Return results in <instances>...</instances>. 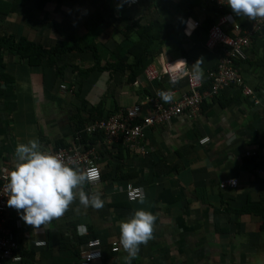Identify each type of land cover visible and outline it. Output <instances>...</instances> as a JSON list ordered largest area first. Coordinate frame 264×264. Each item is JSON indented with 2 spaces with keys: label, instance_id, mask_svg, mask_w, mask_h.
<instances>
[{
  "label": "crops",
  "instance_id": "crops-1",
  "mask_svg": "<svg viewBox=\"0 0 264 264\" xmlns=\"http://www.w3.org/2000/svg\"><path fill=\"white\" fill-rule=\"evenodd\" d=\"M178 1L139 0L126 5V9L141 14L143 23L153 19L170 22L179 17L174 10ZM22 2L10 14L0 13V34L25 35L46 47L57 40L54 23L60 31L80 32L81 22L88 15L89 5L82 0H51L44 8H38L39 0ZM206 14L201 1L193 8L190 19L202 22ZM106 32L102 35L109 38ZM190 33L187 37L191 43L186 49L200 59L196 67L202 73L216 63L217 55L204 44L202 35ZM162 52L157 62L164 61V56L177 58L173 50ZM247 55L236 69L252 87L253 95L244 96L238 88L227 87L215 99L204 100L199 113L180 115L149 128L148 141L142 143L144 151L125 152L121 161L110 159L108 151L100 154L114 140L100 139L93 150L79 145L85 152L98 151L100 171L137 173L133 180L100 179L94 185L85 181L82 190L86 197L98 195L102 207L81 203L79 191L74 189L73 200L63 215L40 229L24 224L17 211L8 207L11 240L19 247L18 252L33 251V258L22 264H80L73 253L84 247L85 236L102 243L104 255L93 264H128L127 252L120 244L119 226L138 209L150 212L156 219L151 238L138 246L130 264H264L260 218L252 213L236 216L230 210L241 208L248 198L259 200L264 196V32L252 39ZM193 63L187 64L191 71ZM69 72L71 68L63 79H54L50 67L31 66L11 53H0V166L4 162L16 163L17 146L31 140L38 141L43 152L55 150L57 143L77 145L73 117L83 100L87 106L99 101L96 88L100 89L98 95L108 93L102 88L109 86V75L101 72L87 84L90 87L74 92L73 85L69 86L73 76ZM100 83L101 87H97ZM134 86L120 82L114 87L113 99L119 106L134 104L144 88H156L144 77ZM113 99L107 98L105 108H110ZM204 137L207 141L200 142ZM70 168L83 173L80 168ZM229 177L237 178L238 185L220 188L219 181ZM127 182L139 186L142 196L129 201ZM81 225L86 229L82 234L78 231ZM39 240L45 244L36 245ZM113 240L119 243V251L114 253L110 251Z\"/></svg>",
  "mask_w": 264,
  "mask_h": 264
},
{
  "label": "trees",
  "instance_id": "trees-1",
  "mask_svg": "<svg viewBox=\"0 0 264 264\" xmlns=\"http://www.w3.org/2000/svg\"><path fill=\"white\" fill-rule=\"evenodd\" d=\"M61 1V0H59ZM63 1V0H62ZM89 7L87 8L88 15L81 22L82 30L79 32L60 31L58 26L53 24V29L56 34V42L48 47L41 43H36L30 37L25 35L0 34V53L8 52L16 56L20 60L27 61L28 65L37 66L42 64L45 67H50L54 72V79H63L67 67H71L72 79L69 86H72L74 92H78L82 87L90 85L101 72L108 73L109 77V92L110 98H114L113 90L120 82H125L126 85L133 86L143 77L146 68L155 63L156 57L162 54L163 50H173L176 57H184L187 64L195 62L196 58L192 56L186 49L191 41L185 35L188 27L182 23V20L191 18L193 8L203 1L205 8L209 12L212 9L208 0H179L175 5V13L179 15L176 20L166 22L160 19L149 20L146 23L141 22V14L131 12L124 8L123 5H117L118 0H82ZM51 0H39L38 8H44ZM23 3L22 0H13L8 2L0 0V13L10 14L14 11L17 4ZM207 12V14H209ZM232 12L229 7L216 8L215 13ZM139 14V15H138ZM210 18L206 15L193 29L192 33L202 35V41L206 39ZM109 29V30H108ZM111 29V30H110ZM107 31V32H106ZM106 32L110 38V42H104L100 39L101 34ZM264 32V29L255 34L252 38ZM203 34L204 37H203ZM108 38V39H109ZM168 49V50H167ZM216 55L220 52V47H216ZM173 58L166 57V61H171ZM217 62V61H216ZM240 61H235L237 65ZM199 65V64H198ZM196 65V66H198ZM216 63L205 70L215 68ZM202 72V73H204ZM141 76V77H140ZM118 79V80H117ZM156 88L153 90L143 89L141 98L134 104L140 105V99H145L146 96H154L155 92L167 89L170 86L168 79L154 80ZM180 86L181 81H179ZM207 83V81L205 82ZM163 103H167L162 99ZM105 102L99 100L95 105L87 106V101L83 100L81 107L73 117L74 123V142L81 145L84 149H94L96 142L106 138L101 131L88 132L85 126L103 117H106L115 112L122 111L124 108L119 106L115 100H112L110 108L106 109ZM167 105V104H166ZM202 106V105H201ZM149 114L143 107L142 115H137L131 121L132 124H144L145 118ZM142 146V144H141ZM67 148V145L57 143L54 147ZM108 149L100 150V154L110 153L109 157L122 160L124 153L139 152L135 147H130L127 142L119 137L116 141L109 144ZM95 159L98 164V151L96 150ZM109 164V162H108ZM100 169V167H99ZM101 180L104 182H114L115 180H133L137 177L136 172H123L118 170L112 174V171H100ZM133 183V182H132ZM134 184V183H133ZM236 216L240 214L252 213L260 218L259 230L264 232V196L259 200L248 198L245 205L241 208H231ZM90 239L89 236L83 238L84 243ZM32 250H21V262L28 258H33ZM80 251L76 248L74 255L79 261Z\"/></svg>",
  "mask_w": 264,
  "mask_h": 264
},
{
  "label": "built area",
  "instance_id": "built-area-1",
  "mask_svg": "<svg viewBox=\"0 0 264 264\" xmlns=\"http://www.w3.org/2000/svg\"><path fill=\"white\" fill-rule=\"evenodd\" d=\"M208 2L212 7L208 12L212 21L208 27L206 45L211 49L216 47L221 49L215 68L204 74H199V78L194 79L193 72L182 65L184 74L175 84L170 83L169 88L157 90L154 96H146L145 99H140V105L128 106L122 111L88 123L85 126L88 132L101 131L105 134L106 140L110 142L122 137L130 147H135L143 152L142 143L148 141L147 132L149 128L180 115L199 113L204 99L216 98L223 89L230 86L242 87L244 95H253V89L246 85L237 73L234 61L246 58V49L250 45L252 37L264 29V17L249 19L244 15L237 16L232 12L215 13L216 8L220 9L227 6L226 0H208ZM176 74L175 67L171 62L161 63L159 66L152 63L146 68L143 77L147 82L162 80L163 78L170 82V77ZM181 80L185 81V88L180 86L179 81ZM205 81H207L206 87H204ZM61 87L65 88L64 85ZM161 92L171 96L167 103L162 102L159 95ZM255 102L259 103L257 99ZM143 107L149 114L145 118L144 124H132L131 121L135 116L142 115ZM205 141H207V137L200 139L202 143ZM261 151L264 156V140ZM47 153L56 156L69 167L82 169L83 173L95 169L97 176L86 181L91 185L100 181L101 173L95 160L97 156L92 151L85 152L79 148V145H73L67 148L49 149ZM14 166L15 163L7 162L0 166V262L18 263L21 261V255L18 252L19 247L14 244L9 236L10 230L7 226L6 216L8 207L6 206L7 191L5 185L8 173ZM233 180L235 183L231 182ZM237 185L238 179L235 177L224 178L219 181L220 188H235ZM125 191L129 201H134L143 194L141 188L132 182L126 183ZM35 244L44 245L45 241H35ZM110 251L112 253L119 251L117 240L111 241ZM79 255L80 264H93L95 260L101 259L104 251L100 239H88Z\"/></svg>",
  "mask_w": 264,
  "mask_h": 264
},
{
  "label": "clouds",
  "instance_id": "clouds-1",
  "mask_svg": "<svg viewBox=\"0 0 264 264\" xmlns=\"http://www.w3.org/2000/svg\"><path fill=\"white\" fill-rule=\"evenodd\" d=\"M130 1L136 3L137 0ZM226 4L231 9L232 13L237 16L244 15L249 19L264 17V0H226ZM206 15L209 16V23H211L212 18L209 14ZM181 22L188 27V30L185 31L186 36L190 35V31L192 32L195 26L200 23H195L190 18L188 20H182ZM206 39L204 44H206ZM248 47L246 49V58L248 56ZM165 62H171L173 66L175 65L177 74L170 77V83L175 84L177 80L180 79V76L184 74L182 65H185L188 69L187 61L184 57L166 61L164 56V61H159L158 63L160 65ZM199 62L200 59H197L193 63L192 75L194 79H198L199 74L205 73H199L196 67ZM234 67L236 69L235 61ZM237 73L242 77L243 82L248 85L243 76L238 71ZM205 82L204 87H206L207 84ZM181 87L185 88V84ZM236 88L244 95L242 87ZM159 95L165 102L171 99V96L166 93L161 92ZM16 154L15 166L9 171L7 183L5 185L7 191L6 206L16 210L20 220L24 224L30 225L35 229H40L41 225L49 222L53 218L63 215L68 205L73 200L74 189L79 191L81 203L86 206L91 203L95 208L102 207L103 202L99 199L98 195L86 197L82 190V186L86 180L97 176L95 169L86 173H80L67 166L56 156L41 151L38 141L36 140H31L28 144L18 145ZM231 182L235 183L234 180ZM155 219V216L150 212L138 209L127 221H122L120 223V244L127 252L128 264H130L131 259L135 258L138 246L151 238L152 226ZM78 231L82 234L86 229L81 225L78 226Z\"/></svg>",
  "mask_w": 264,
  "mask_h": 264
},
{
  "label": "rangeland",
  "instance_id": "rangeland-1",
  "mask_svg": "<svg viewBox=\"0 0 264 264\" xmlns=\"http://www.w3.org/2000/svg\"><path fill=\"white\" fill-rule=\"evenodd\" d=\"M139 0H137L136 2H138ZM122 3L123 4V6L126 8V5L127 6H131L132 4H134V3H132L130 0H118L117 1V3ZM136 4V3H135ZM117 6V5H116ZM82 7H85V5L84 6H82ZM131 8H133V7H131ZM128 9H130V8H128ZM131 10V9H130ZM85 11V9L84 8H82V10H81V13H83ZM75 31V30H74ZM100 39L102 40V41H104V42H109V43H111L110 42V38L108 39V37L106 36H104V35H102L101 34V37H100ZM69 68H71V67H67V69H69ZM71 74V76H72V73H70ZM102 75H103V77L104 76H106V75H104V73H102ZM101 83L100 84H97V87H101ZM96 88V87H95ZM107 89V90H110L106 85L102 88V90L103 89ZM99 92H100V89L99 88H96V90H95V94H96V98H98L99 100H103L104 99V102L107 100V98H110L109 97V95H110V93L111 92H109L108 91V93H105V92H101L100 93V95H98L99 94ZM103 95H104V97H103ZM89 101L90 102H93L94 101V98H89ZM96 104V103H95ZM94 104V105H95ZM132 105H134V104H132ZM132 105H130V106H132ZM106 106V105H105ZM107 109V108H106Z\"/></svg>",
  "mask_w": 264,
  "mask_h": 264
}]
</instances>
